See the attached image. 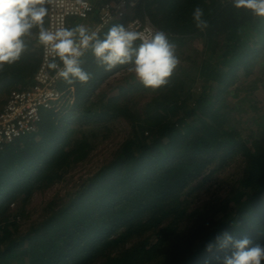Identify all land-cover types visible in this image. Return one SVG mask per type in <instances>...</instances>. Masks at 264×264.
Masks as SVG:
<instances>
[{
  "label": "trees",
  "instance_id": "obj_1",
  "mask_svg": "<svg viewBox=\"0 0 264 264\" xmlns=\"http://www.w3.org/2000/svg\"><path fill=\"white\" fill-rule=\"evenodd\" d=\"M196 7L205 27L192 18ZM135 15L166 32L190 67L178 64L159 88L132 78L109 94L104 83L131 64L109 69L91 48L83 51L90 79L61 78L63 102L42 112L38 132L0 149V264H223L232 250L220 246L225 234L264 244V140L254 130L245 136L225 102L238 71L250 74L264 51V17L235 8L233 0H141ZM129 20L117 18L97 36ZM77 25L69 19V28ZM197 39L207 50L200 64L185 49L180 53ZM26 42L18 61L0 67V110L15 87L34 82L41 48L35 36ZM197 73L206 82L199 92ZM117 121L128 122L130 131L106 159L22 230L34 193L86 161L96 148L94 132L105 129L108 137ZM233 165L236 171L221 181L224 196L200 202L197 191Z\"/></svg>",
  "mask_w": 264,
  "mask_h": 264
},
{
  "label": "clouds",
  "instance_id": "obj_2",
  "mask_svg": "<svg viewBox=\"0 0 264 264\" xmlns=\"http://www.w3.org/2000/svg\"><path fill=\"white\" fill-rule=\"evenodd\" d=\"M233 6L264 17V0H233ZM47 15L45 0H0V67L18 61L27 48V39L33 36L53 57L48 68L69 84L86 83L90 79L79 59L88 48L106 68L130 63L129 71L145 87L153 89L165 85L179 64L175 46L162 31L144 37L122 25H114L101 38L83 25L50 30L45 25ZM203 15L201 8L193 10L192 18L197 27L206 26ZM33 29L37 31L34 33ZM138 39L141 43L135 45ZM229 245L232 250L223 257V264H264V244L253 243L247 237L233 240L231 235L225 234L220 246ZM211 248L209 244L207 250Z\"/></svg>",
  "mask_w": 264,
  "mask_h": 264
},
{
  "label": "rangeland",
  "instance_id": "obj_3",
  "mask_svg": "<svg viewBox=\"0 0 264 264\" xmlns=\"http://www.w3.org/2000/svg\"><path fill=\"white\" fill-rule=\"evenodd\" d=\"M76 20L83 22L89 32L93 31L95 28L96 22H93L91 19L77 18ZM205 47L204 41L197 39L187 44L185 48L180 49V53L182 52L183 54V50L185 49L187 53L192 54L200 64L202 58L207 52V50L202 49ZM254 62L255 64L250 74H246L244 69L238 71V76L234 82L235 84L229 87L231 92L229 95H226L225 102H228V104L233 107L231 115L237 120V125L242 128L245 136L249 135L251 132L253 133L254 130L256 133L260 134L261 138L264 140V51L254 60ZM179 64L190 67L184 59L180 61L179 58ZM130 67L131 66L122 68L104 83L105 85H103V87L109 88V94L118 93V86L122 85L121 83L136 78L134 73L129 71ZM195 78L198 79L193 86V90L199 92L204 86L202 84H206V82L204 83V80L199 73L195 75ZM250 89L253 91L250 93L246 91H250ZM237 93H239L238 96ZM248 93L250 94L249 96ZM242 94L244 96H242ZM72 101L73 98L70 97V102ZM129 131L130 126L128 122L117 121L112 123V131L109 133L108 137L103 138V133L106 132L105 129H100L94 132L97 134V136L93 137L94 142H96V148L93 149L90 157L86 161L78 163L75 167L70 169V171H68L64 178L59 182L44 191H36L34 193L26 207L30 211V216L22 222L21 229L25 230L27 226L44 217L46 213L44 211V206L51 199L56 197L63 198L68 192L75 188V185L81 178L85 177L89 172L97 169L100 163L111 153L114 144ZM87 133L88 135L93 133L89 127ZM90 138H92V136H90ZM237 167L233 165L224 171L217 172L215 179L211 180L204 189L197 191L200 196L199 201H205L209 197L224 196L227 186L221 181L227 178L230 173L236 171Z\"/></svg>",
  "mask_w": 264,
  "mask_h": 264
},
{
  "label": "built area",
  "instance_id": "obj_4",
  "mask_svg": "<svg viewBox=\"0 0 264 264\" xmlns=\"http://www.w3.org/2000/svg\"><path fill=\"white\" fill-rule=\"evenodd\" d=\"M47 2L46 27L50 30L68 27L69 19L72 18L91 19L97 14L96 10L100 4L99 20L91 32L98 34L113 20L126 15H130V20L125 25L128 31L138 32L144 37L162 31L151 22L148 16L142 18L135 15L136 7L141 0H48ZM164 33L169 39L168 34ZM139 41L141 43V40ZM40 48L41 61L35 73L34 82L23 89L12 90L7 102L0 110V149L7 142L38 132L42 112L62 103L64 93L59 88L61 78L55 74L54 70L48 68L53 57L43 45H40ZM56 59L63 67L62 62Z\"/></svg>",
  "mask_w": 264,
  "mask_h": 264
},
{
  "label": "crops",
  "instance_id": "obj_5",
  "mask_svg": "<svg viewBox=\"0 0 264 264\" xmlns=\"http://www.w3.org/2000/svg\"><path fill=\"white\" fill-rule=\"evenodd\" d=\"M76 20V19H75ZM78 21V20H77ZM78 25H83L84 26V23L83 22H81V21H78ZM9 95H10V93L8 94V98H9Z\"/></svg>",
  "mask_w": 264,
  "mask_h": 264
}]
</instances>
